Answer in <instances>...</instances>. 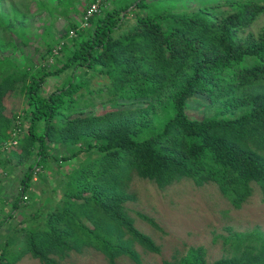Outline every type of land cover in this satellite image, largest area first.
I'll return each instance as SVG.
<instances>
[{
  "label": "trees",
  "instance_id": "trees-1",
  "mask_svg": "<svg viewBox=\"0 0 264 264\" xmlns=\"http://www.w3.org/2000/svg\"><path fill=\"white\" fill-rule=\"evenodd\" d=\"M80 1L35 0L49 26L69 23V33L48 50L60 65L51 71L46 67L54 60L36 71L17 63L25 18L13 4L7 12L0 7L1 37L10 35L0 71L11 70L0 81V155H6L0 165L26 166L12 209L27 200L34 175L49 163L61 169L58 186L66 189L53 209L20 222L12 244L1 246L0 264L26 255L58 264L85 247L109 264L121 256L138 262L136 245L159 254L126 210L134 200L127 191L133 175L159 188L182 179L213 184L234 209L247 202L254 184L264 203V27L257 36L246 33L264 14V0ZM97 1L99 14L81 28ZM81 67L102 76L113 99L95 112L83 106L61 113L92 93L89 80L75 83ZM68 68L67 85L38 95L45 78ZM16 84L26 94L22 116L10 103ZM56 146L76 149L54 156ZM229 240L232 256L212 264H264L263 232L233 233ZM172 264L208 263L204 248L190 247Z\"/></svg>",
  "mask_w": 264,
  "mask_h": 264
},
{
  "label": "rangeland",
  "instance_id": "rangeland-1",
  "mask_svg": "<svg viewBox=\"0 0 264 264\" xmlns=\"http://www.w3.org/2000/svg\"><path fill=\"white\" fill-rule=\"evenodd\" d=\"M76 3L81 5L82 2L76 0ZM10 4L22 12L21 15L25 18L23 19L25 30L19 36L20 42L24 46L18 53L17 63L25 64L28 68H33L36 71L39 67L42 68L46 63H51L54 60L52 66L46 67V69L51 71L59 68L60 65L55 62V56L49 58L50 55L47 56V53L49 48L54 46V40H58L64 33H69V23L58 25L55 23L49 26L47 14L38 9L35 0H0V7H4L5 12L9 11ZM2 24L0 22V26ZM16 24L18 23L16 22ZM263 27L264 14L256 18L246 33L257 36L262 32ZM1 34L0 32V50L3 47L2 43L10 38V35L6 33V38L3 40ZM13 34L18 36L17 30L13 29ZM68 41H65L67 44L65 47L70 46ZM72 70L73 68H68L64 72L45 78L38 90V95L48 96L67 85ZM10 71L8 69L0 71V81L4 77L3 74ZM84 79L89 80V90L92 93L85 96L82 103L81 97L75 98L73 100V103H76L74 109L65 111V108H61V113L76 114L81 112L83 106V112H95L113 99L111 89L104 84L102 76L81 67L77 72L75 83H80ZM16 86L18 89L10 103L18 107L22 116L26 94L20 85L16 84ZM85 101L92 102L91 107H86ZM24 125L26 127L28 123H24ZM75 149L72 147L66 150L56 146L52 151L50 149L47 151H51L54 156L61 154L68 156ZM85 154L82 152V156ZM4 156L6 155H0V162L4 161ZM78 159L76 158L74 161ZM48 166V170L39 173L41 177L38 174L34 175L28 192L25 193L27 200L14 210L12 201L16 198L17 191L21 186L26 166H16L14 163L6 166L0 165V183L3 180L5 185L0 191V223L4 222V225L0 227L1 250L4 243L12 244L11 238L16 237L15 230L21 227L20 222L26 220L33 211L40 213L43 210L45 212L61 202L66 191L65 188L58 186L61 169L58 170L54 163H49ZM252 188V195L247 202L240 209H234L213 184L196 186L191 180L182 179L164 188H159L154 182L133 175L127 191L134 196V200L126 203V210L133 219L135 228L150 237L160 248V253L148 252L136 245L135 249L139 255L138 262L121 256L116 259L115 264H172L182 257L190 247L204 248L205 260L208 264H212L220 258L232 256L234 249L229 239L233 233H248L256 229L264 233L262 195L256 185L253 184ZM141 215L152 220L157 227H153ZM15 264L41 263L26 255ZM58 264H109V262L94 248L85 247L79 253L67 254L65 258L58 260Z\"/></svg>",
  "mask_w": 264,
  "mask_h": 264
},
{
  "label": "built area",
  "instance_id": "built-area-1",
  "mask_svg": "<svg viewBox=\"0 0 264 264\" xmlns=\"http://www.w3.org/2000/svg\"><path fill=\"white\" fill-rule=\"evenodd\" d=\"M97 14H99V1L91 4L87 8V10L85 11L84 17H83V22L81 24V28H85L87 25L88 19L97 15ZM71 34H74V33L71 32ZM12 144L14 145V144H16V142H12ZM23 198L26 199L25 196Z\"/></svg>",
  "mask_w": 264,
  "mask_h": 264
},
{
  "label": "crops",
  "instance_id": "crops-1",
  "mask_svg": "<svg viewBox=\"0 0 264 264\" xmlns=\"http://www.w3.org/2000/svg\"><path fill=\"white\" fill-rule=\"evenodd\" d=\"M0 177H1V175H0ZM2 184V185H1ZM3 186H5L4 184H3V180L1 181V183H0V191L4 188ZM1 196V195H0ZM0 201H1V198H0ZM1 250V249H0ZM1 252V251H0Z\"/></svg>",
  "mask_w": 264,
  "mask_h": 264
}]
</instances>
